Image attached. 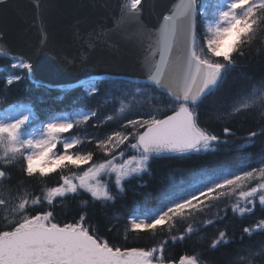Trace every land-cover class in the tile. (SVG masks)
I'll return each mask as SVG.
<instances>
[{
  "label": "snow or ice",
  "instance_id": "1",
  "mask_svg": "<svg viewBox=\"0 0 264 264\" xmlns=\"http://www.w3.org/2000/svg\"><path fill=\"white\" fill-rule=\"evenodd\" d=\"M5 2L0 0V4ZM146 5L149 15L156 17L151 26L144 21ZM36 7H41L39 0ZM118 8L115 31L136 52L142 69L139 78L77 80L74 87L83 92L71 111L43 118L23 101L0 109V264H173L165 256L170 241L183 242L201 231V225L206 228L226 219L218 209L211 219L197 221L214 205L234 199L232 212L241 218L253 215L257 206L264 210L262 151L258 158L246 157L240 164L196 170L186 185L165 192L154 210L129 212L124 241L129 232L153 237L161 231L168 233L151 247L121 246L109 238L111 223L102 231L86 209L72 222L56 220L57 198L66 200L86 193L91 199L81 204L94 208L99 203L106 209L125 194L128 178L147 172L150 161L163 154L215 152L221 146L230 151L232 145L242 149L264 137V75L256 79L239 73L246 83L236 88L229 80L234 69L246 67L238 64V59L245 58V46H251L264 32V0H119ZM108 36V32L93 30L83 38L89 49L95 47L93 39L115 49L116 44L104 39ZM49 39L46 29L41 28L38 44L45 47ZM0 58L11 61L5 68L6 89L32 78L31 52H17L0 43ZM63 60L75 66L73 59ZM105 84L107 87H102ZM226 87L230 94L223 92ZM164 95L169 101L166 106L153 107V100ZM96 98V107H86ZM206 101L205 123L222 124L221 134L201 126V106ZM109 104L113 105L112 114L100 119V109ZM239 116L252 118L258 125L241 138L243 144L229 139L236 133L228 125ZM121 120L124 122L118 130L103 137L73 135L90 124L99 128ZM86 143L94 144V149L82 150ZM97 152L104 157L99 162L95 160ZM17 163L27 178L44 180L56 173L59 181L36 193L24 190L23 180L15 186L6 185L12 179L9 169ZM66 171L69 174L65 175ZM181 221L186 227L172 234ZM257 234H264V219L243 227L241 243L245 236L252 241ZM234 242L225 230H218L210 250ZM245 262L264 264V240L236 249L229 264ZM178 264L201 261L198 255H181Z\"/></svg>",
  "mask_w": 264,
  "mask_h": 264
},
{
  "label": "trees",
  "instance_id": "2",
  "mask_svg": "<svg viewBox=\"0 0 264 264\" xmlns=\"http://www.w3.org/2000/svg\"><path fill=\"white\" fill-rule=\"evenodd\" d=\"M201 36L204 34V27L201 24L199 29ZM245 58L243 60L238 59V64L246 65V67H238L231 73L229 80L233 84V88L243 86L246 81L240 79L239 73H247L250 76H254L259 79L261 75H264V32L256 38V41L251 46H245L244 48ZM11 61L6 58H0V109L5 108L6 105L12 104L15 101H23L29 103L35 113L41 118L49 114H56L60 111H71L72 105L81 98L83 89L74 87L75 84L60 85V86H48L42 83H36L32 79H25L23 82L13 84L7 89L4 83V77L7 75L5 68ZM104 79H128L121 76L102 75L96 76ZM102 87H107L103 85ZM224 93L230 94L231 89L227 87L223 90ZM160 95V94H157ZM221 93H217V96ZM212 97H209L210 101ZM97 100H93L87 104L86 107L94 108L97 106ZM168 97L162 96L160 100H153L152 106L165 107L168 103ZM205 105L201 106V126H206L216 132L222 133V124L214 121H208L205 123V115L203 114ZM118 106V105H117ZM149 105L145 102L144 110L147 111ZM113 105L109 104L107 107L100 109L99 118L103 119L104 116L112 114ZM165 112L163 114H167ZM132 115H129L128 118ZM162 117V115L160 116ZM124 121L108 122L99 128H93L91 124L87 128H80L73 132V135H80L85 137L88 134L99 135L103 137L105 134L110 133L113 130H118L119 125ZM92 123H96L94 120ZM230 126L236 133L235 137L229 139L235 140L238 144H243L241 139L247 133L258 125L252 118L245 119L243 116L234 118ZM94 144H85L82 150H93ZM232 150L225 151L221 146L219 151L213 152L209 150L207 152L193 153V154H163L150 161V167L147 172L141 173L137 178H128L124 182L126 189L125 194L122 197H118L114 204H111L108 208L102 209L100 204L97 203L93 208L90 204H81V201H90L88 194H82L69 199H59L55 201V214L56 220L62 223L72 222L75 218H78L82 210H87L89 217H95L93 222H99L102 231L105 225L111 223L112 232L109 234V238L117 241L121 246L127 247H151L159 240L168 235L166 231L158 232L155 237L150 233H143L136 235L129 232L127 234L128 239L124 241L125 227L127 225V214L131 211H143L154 210L158 207L160 199L163 194L172 189H179L181 186L186 185L191 181L193 173L196 170L203 168H218L228 167L244 162L246 157H252L256 159L259 157L262 151H264V137H257L256 142L252 146H246L242 149H236L235 145H232ZM129 155V153H128ZM104 159L103 155L98 153L95 156V160L99 162ZM73 169V171H81ZM11 173V181L5 182L6 185L15 186L18 181L23 180V189L29 192H39L40 189L47 186H54L59 181V176L56 173L50 174L46 179L41 180L39 177L27 178L21 172V165L19 163L13 165L9 169ZM65 175L69 174L67 171ZM15 191V189H13ZM225 200L218 205H214L208 209L205 213L197 217V221L204 219H211L219 209L220 216H226V219L219 224H214L210 227L204 228L201 225L202 230L198 231L195 235L186 239L183 242L172 243L169 242L165 256L171 259L173 262H177L181 255H198L201 264H229L234 259L235 250L241 248L252 241L264 240V234H257L252 237V241H249L247 236L244 237L243 243H241L242 229L245 226L254 225L258 220L264 219V210L257 206L253 215H246L240 217L238 214H234L231 209V203ZM225 205H228L225 207ZM11 219V217H9ZM121 220V224L117 221ZM186 227V222H178L176 229L172 234H177L178 231H182ZM218 230H225L229 237L234 238V243L227 245L226 247H220L216 250H210L211 241L218 235ZM246 264V262H245ZM259 264V262H257Z\"/></svg>",
  "mask_w": 264,
  "mask_h": 264
},
{
  "label": "water",
  "instance_id": "3",
  "mask_svg": "<svg viewBox=\"0 0 264 264\" xmlns=\"http://www.w3.org/2000/svg\"><path fill=\"white\" fill-rule=\"evenodd\" d=\"M37 2L6 0L0 4V36L3 37L0 43L17 52H31V79L59 86L100 75L140 77L142 69L136 52L115 31L119 0H39V9ZM155 20L146 5L144 21L151 26ZM41 28L46 29L50 38L45 47L38 44ZM93 30L108 32L109 36L104 39L116 44V48L110 49L102 40L93 39L95 47L89 49L83 37ZM64 57L73 59L75 66L67 65Z\"/></svg>",
  "mask_w": 264,
  "mask_h": 264
},
{
  "label": "rangeland",
  "instance_id": "4",
  "mask_svg": "<svg viewBox=\"0 0 264 264\" xmlns=\"http://www.w3.org/2000/svg\"><path fill=\"white\" fill-rule=\"evenodd\" d=\"M9 105H10V104L6 105L5 108L8 107ZM2 109H3V108H2ZM0 115H3V113L0 112ZM133 116H135V115H132L131 117H133ZM133 118H135V117H133ZM132 154H133V153L129 152V155H132ZM127 158H128V157L126 156L125 159H127ZM83 167H87V165H86V166H83ZM82 170H83V169H82ZM105 179H106V178H105ZM112 180H113V184H114V176L112 177ZM127 180H128V179H127ZM113 190H114V191H118V190L115 189L114 187H113ZM89 196H90V195H89Z\"/></svg>",
  "mask_w": 264,
  "mask_h": 264
},
{
  "label": "bare ground",
  "instance_id": "5",
  "mask_svg": "<svg viewBox=\"0 0 264 264\" xmlns=\"http://www.w3.org/2000/svg\"><path fill=\"white\" fill-rule=\"evenodd\" d=\"M117 221L121 224V220L120 219H117Z\"/></svg>",
  "mask_w": 264,
  "mask_h": 264
}]
</instances>
